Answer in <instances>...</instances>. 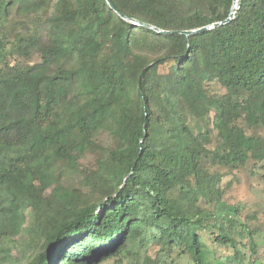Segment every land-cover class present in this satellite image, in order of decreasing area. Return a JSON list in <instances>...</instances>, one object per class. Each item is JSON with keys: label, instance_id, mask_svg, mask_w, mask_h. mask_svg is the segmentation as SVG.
<instances>
[{"label": "trees", "instance_id": "trees-1", "mask_svg": "<svg viewBox=\"0 0 264 264\" xmlns=\"http://www.w3.org/2000/svg\"><path fill=\"white\" fill-rule=\"evenodd\" d=\"M234 1L110 0L173 32L225 21ZM160 70L166 78L150 80ZM209 79L257 98L226 97L212 122L214 150L184 119L209 109ZM241 118L264 129V0H238L229 23L193 36L135 25L107 0H0V264H19L1 262L16 238L22 264H121L142 252L139 264H210L198 231L212 214L192 213L172 193H192L193 179L212 190L203 160L264 162V135L249 138ZM94 151L88 193L45 198L61 183L58 165L75 169ZM227 231L219 246L233 240Z\"/></svg>", "mask_w": 264, "mask_h": 264}, {"label": "rangeland", "instance_id": "rangeland-1", "mask_svg": "<svg viewBox=\"0 0 264 264\" xmlns=\"http://www.w3.org/2000/svg\"><path fill=\"white\" fill-rule=\"evenodd\" d=\"M34 59L37 58L34 57ZM17 60L22 64L28 62L25 58H17ZM158 74L155 71L152 72L150 80L159 82L166 78L162 70ZM203 87L211 101L209 109L206 112L188 109L184 114V119L199 142L207 149L214 150L221 145V142L212 122L218 107L225 103L226 97L233 94L250 104L256 102L257 98L240 89L228 90L216 79L205 81ZM237 124L243 128L249 138L264 135V129L261 127L248 128L243 118ZM96 154V151L88 153L79 161L75 169L58 165L61 183L50 187L44 195L45 198L55 197L62 191H73L81 196L88 193L91 185L89 177L98 166ZM202 172L205 179L212 183L210 192H204L198 184L199 179H193L191 181L192 193L175 189L172 194L177 203L189 206L192 213L212 214L208 220L209 228L198 231L204 243L203 253L208 262L210 264H264V162L255 163L250 160L245 166L225 168L203 160ZM96 199L97 197L93 198V200ZM214 199L218 201L209 202ZM205 224H207L206 221ZM227 228H232L233 240L227 246H219L215 238L220 233L227 234ZM18 240L19 238H16L4 242L8 257L1 262L14 261L22 264L26 261ZM145 256L143 252L139 256H127L121 264H139L144 261ZM175 256L176 253L173 258ZM103 264L118 263L112 259ZM176 264L193 263L182 257L176 260Z\"/></svg>", "mask_w": 264, "mask_h": 264}, {"label": "water", "instance_id": "water-1", "mask_svg": "<svg viewBox=\"0 0 264 264\" xmlns=\"http://www.w3.org/2000/svg\"><path fill=\"white\" fill-rule=\"evenodd\" d=\"M110 8L115 12L117 13L122 19L126 20V21H129V22H132L133 24L135 25H138V26H142V27H146L148 29H151V30H154L158 33H161V34H174V33H177V34H181V35H185V36H193V35H197V34H200V33H203V32H207V31H210L216 27H219V26H222L224 24H227L229 23L234 17H235V14H236V10H237V2L238 0H235L234 3H233V7L231 9V13L229 15V17L223 21V22H219V23H215V24H212V25H209V26H206V27H203V28H200L198 30H192V31H178V32H173V31H163V30H160L154 26H151L149 24H145L143 22H140V21H137V20H134V19H131V18H128L127 16L123 15L122 13H120L115 7L114 5L110 2V0H107Z\"/></svg>", "mask_w": 264, "mask_h": 264}]
</instances>
